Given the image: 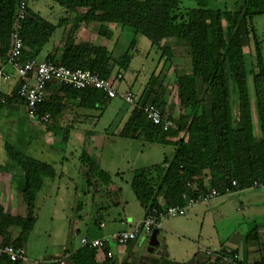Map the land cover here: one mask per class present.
I'll use <instances>...</instances> for the list:
<instances>
[{"label":"trees","instance_id":"1","mask_svg":"<svg viewBox=\"0 0 264 264\" xmlns=\"http://www.w3.org/2000/svg\"><path fill=\"white\" fill-rule=\"evenodd\" d=\"M52 1L67 13H74L72 32L80 23H99L98 34L109 38L111 34L105 24L129 27L160 50V60L166 61L171 60L172 51L168 45L161 44L163 39L176 38L190 49L191 73L176 76L180 115L177 119L168 115L174 120L173 126L164 130L161 125L150 122L140 108L132 107L120 132L126 138L174 147L171 157H165L162 163L135 171L131 187L145 215L169 205H183L182 194L188 191L185 181L196 183L200 190L216 188L222 193L233 180L236 186L232 191L250 187L253 181L264 182V57L253 25V16L264 14V0H235L233 10L216 7L215 0H197L194 7H184L180 0ZM16 6L17 0H0V56H5L9 49ZM64 24L66 19L61 18L55 24L28 7L22 21V60L36 59L56 29ZM72 32L59 55L49 52L44 60L110 76L112 52L93 42L76 43ZM250 34L253 52L248 54L244 52L243 36ZM134 44L135 40L129 48ZM130 60L127 51L117 61L119 70L127 69ZM156 78L150 83L148 97L142 104L151 102L166 115L164 86L154 90ZM18 86L19 81L9 96L1 92L5 102L13 100L25 104L18 94ZM46 91L49 94L38 111L39 114L49 113L50 119L69 103L80 108H104L110 100L102 90L76 89L58 81L48 83ZM151 92L154 97L150 100ZM253 108L257 111L259 137L253 131ZM51 127L52 124L47 126ZM22 144L6 142L7 161L0 165V170L8 173L20 190L27 208L25 216L12 215L0 204L3 245L23 246L37 220L36 196L44 179L55 176L51 164L24 153ZM80 158L88 171L95 170L87 153ZM161 193L166 199L162 205L158 202ZM16 229L18 234L12 238V231ZM98 250L104 254L102 262L97 260ZM69 252L72 264H130L127 260L116 263L108 256L107 245L98 249L85 244ZM59 261L51 258L45 263H33L0 256V264H59Z\"/></svg>","mask_w":264,"mask_h":264},{"label":"rangeland","instance_id":"2","mask_svg":"<svg viewBox=\"0 0 264 264\" xmlns=\"http://www.w3.org/2000/svg\"><path fill=\"white\" fill-rule=\"evenodd\" d=\"M225 1L227 9L236 8L233 0ZM29 4H32L31 8L34 12H38L41 17L52 23H55L58 18L56 14L61 9L52 0H30ZM53 6L54 15L53 12L50 13ZM216 7L223 8V5L216 4ZM73 17L69 19L68 24L56 29L36 60L43 61V56L45 57L49 52L59 55L65 40L72 32ZM253 25L264 57V14L254 15ZM97 30L98 26L92 28L86 26L83 30L76 28L72 32V39L76 43H99L95 36ZM118 37L113 64H111V75L118 71L122 74V79L116 84V91L121 93L131 90L142 102L148 97L150 83L157 77L154 90L160 85L164 86V96H167L169 104L166 115L177 119L180 115V107L177 98L176 76L190 74L192 71L191 58L184 43L174 45L176 55L174 59L166 61L160 60V50L153 47L145 37L141 35L133 37V34ZM243 38L244 52L251 54L253 52L251 34L248 37L244 35ZM132 39L135 40V44L133 48H129ZM127 51L131 55L129 66L125 70H119L117 61ZM7 71L10 76L13 74L15 77V71L10 66L7 67ZM14 77L10 80L13 81ZM150 94L149 99L151 100L154 93ZM126 106L129 109L132 108V105L116 96L111 98L104 108L79 109L80 112L91 117L81 126L85 125L86 128H95L98 131L95 147L91 148L94 152H92L95 160L94 171H88V168L79 166L81 165L79 155L82 151L78 152V148L73 151L70 144L65 150L52 148L45 145L44 140L31 137L32 134H28L22 141L24 153H30L38 160L51 164L57 173H60L54 180L46 177L42 189L36 196L37 220L33 231L23 243L27 258L31 262L43 261L49 256L61 254L65 247H68L69 252L81 245L82 237L93 238L104 234L111 235L112 232L120 230H131L145 216V211L131 187L135 171L162 163L165 157H171L174 147L168 144L146 142L141 138L121 136L120 132L124 124L115 123L114 118ZM67 112L72 113L71 108ZM252 114L258 119L255 108ZM94 120L96 123L92 122ZM63 121L62 123L66 124L68 120ZM9 123L6 113L0 109V137L1 132L9 127ZM27 124L28 121L24 118L20 126ZM68 126L69 124H66V127ZM72 135L71 132L70 139ZM13 144L21 145L20 141L15 140ZM42 149L49 156L46 154L41 156L39 151L42 152ZM33 151L34 154H32ZM64 156L68 158V163L65 161L61 163L60 160ZM88 174L91 175L90 181ZM236 191L220 195L208 203L193 206L182 216L168 217L163 220L159 229V244L154 252L148 250L149 236L140 233L135 241H137L136 254H143L146 257L140 258L141 264H150L153 260L155 264H189L194 254L191 255V250L205 255V248L213 245L212 239H224L232 235L242 222L236 211L239 205ZM18 207L20 215L26 213L27 208L24 202H18ZM203 210L206 212L200 213ZM201 215L204 216V220L200 217ZM99 222H103L105 226L99 227ZM111 245L116 244L110 243Z\"/></svg>","mask_w":264,"mask_h":264},{"label":"crops","instance_id":"3","mask_svg":"<svg viewBox=\"0 0 264 264\" xmlns=\"http://www.w3.org/2000/svg\"><path fill=\"white\" fill-rule=\"evenodd\" d=\"M215 1H216V4H220L221 6L223 5V8H226L225 4L227 3L225 0H215ZM233 2L235 3V0H233ZM180 3L184 7H194L197 5V0H180ZM31 5L29 4L30 8H31ZM82 10L84 9H78L79 12L80 11L83 12ZM50 13H52L53 15L55 14L54 6L51 8ZM56 15H57L56 17L58 18H56L55 24L59 22L61 18L66 19V24H68V22H70L69 19H71V17L74 16V13H67L64 10V8L61 7V9L58 10ZM99 25H100L99 23H88V24L80 23L78 28L83 30L84 28H86V26L88 28L90 27L92 28L94 26H99ZM105 25H106L105 27L107 28V30L110 32L111 35L109 38L106 36H101L98 34V30H97V35L95 36H96L97 42L99 41V43H96V44L103 45L109 51H111L113 59H114V51L116 50L115 45H117L118 43V38H119L118 36H121V35L129 36V34L131 36V34H133V37H134L136 34L133 31V29L129 27H123V28L118 27L114 23H108ZM119 32H120V35H119ZM133 40L134 39H132L131 42ZM182 43H183L182 41L176 38H168V39L166 38V39H163L161 42L162 45H168L170 47L172 51L171 59H174L173 57L176 55L174 51L175 50L174 45L182 44ZM184 46H186V48L188 49V52H189L188 54L190 56L189 47L185 43H184ZM45 57L43 56V58ZM7 67H6V70H7ZM11 77L13 79L14 75L12 74ZM12 79L9 80L8 82H4L1 84V92L3 94L8 95V96L11 95L18 81L16 74H15L13 81ZM48 94L49 93H47V95ZM164 95H165V92H164ZM164 99L166 101V109L169 110V104L167 103V96H164ZM69 108H71L72 113L67 112ZM0 109H2L3 112L6 113L10 121V123L8 124L9 127H7L6 130L4 129L3 130L4 132H1L0 165H3L7 161V154L4 149L6 142L13 144L15 140V141H20V144H21V142L24 141V139L27 137L28 134L30 135L32 134L31 137H34V138L37 137V139L39 140L40 139L44 140L45 145H49L52 148L57 147L60 150H65L67 146H69L70 144L71 149L73 151L76 150V148H78L79 150L78 152L82 151V154L84 152L87 153L88 156H90V158L95 164V160L92 154L93 151L91 148L95 147V144L97 142L96 140L98 138V131L95 128H86L85 125L81 126V124L87 123V121H89V118L91 117L88 114L80 112L79 109L81 108L77 107L75 104L73 103L67 104V106L61 112L56 113L53 116V118L50 119L46 124L30 120L26 115L25 104L20 101L9 100L5 102L4 104H2ZM130 110L131 108L129 109L128 106L123 107L120 110V113L117 114V116L114 118V120H117L119 125L124 124L129 116ZM24 118L26 121H28V124L23 125L21 127L20 123H23ZM65 119L68 120L67 122H65L66 124H69L68 127H66V124L62 123L64 122L63 120ZM92 122L96 123L95 120ZM49 124H52V127L50 129L47 128ZM252 124H253V131H254L255 136L259 137L260 136L259 135L260 134L259 122H258V119H256V117H253V114H252ZM71 132L73 133V135L70 139ZM75 145H77V147H75ZM39 153L41 154V156L43 154H46V156H49L47 152L44 153L43 149H42V152L39 151ZM32 154H34V151L32 152ZM82 154L79 155V160H81L80 157L82 156ZM27 155L32 156L30 153H28ZM32 157L36 158L35 156H32ZM60 161L61 163L64 161L65 163H68V158L64 156L62 157V160ZM79 166L83 168H87L82 162H81V165ZM59 174L60 173H57V171L55 170V176L53 180L56 179L59 176ZM88 176H91V175L88 174ZM236 192H237V196L239 197V203H238L239 205H237L236 211H237L239 218H241V221H242L240 223L241 225L239 227H236L232 235L224 239L222 238H219L217 240L212 239L213 245L206 247L205 250H208V249L212 250L214 252L213 254L208 255L205 252V255H203L200 252L195 253L194 250H191V255L193 253L194 254L191 257V261L189 262V264H220L216 259L217 258L216 254L224 255V254H232V253H238L245 260L258 261L264 264V190L246 187L244 189H238ZM21 201L23 202L22 195L18 187L11 182L10 176L8 173L0 170V204L3 206L4 211L12 215L25 216L27 211L25 214H22V215H20V213L18 212V208H19L18 202H21ZM165 201L166 199L164 197V193H161L159 195L158 202L159 204L162 205L165 203ZM204 212L206 211L204 210L203 212L200 211V213H204ZM143 217L141 219H143ZM200 217L203 220L205 219L204 216L202 215ZM100 224H103V225L100 226ZM98 225L101 228L105 226L103 222H99ZM120 231H123V230H120ZM12 232H13L12 238H15L18 234L17 229L16 231L14 230ZM112 233H116V232H112ZM105 235L107 234H104L98 237H93V238L90 237V238L91 239L101 238ZM1 242H2V237L0 236V244ZM136 244H137V241H133V242L129 241L124 246H117V245L108 246V253H110V255L108 254V256L111 257L116 263H122L123 261L127 260L130 264H141L140 258L141 257L146 258V257H144L143 254L142 255L136 254V250H137ZM67 248L68 247H65L61 254L59 253L54 256H49V258H46L43 261H33V263H37V262L45 263L46 261H49V259L53 258V259H63L64 264H72L73 262L69 258L70 252L67 251ZM76 248H74L73 250H75ZM73 250L71 249L69 251H73ZM64 251H67L66 254H64ZM103 257H104V254L102 253V251L98 250L97 260L99 262H102ZM28 261L30 260L28 259ZM150 264H155V260L151 261Z\"/></svg>","mask_w":264,"mask_h":264},{"label":"built area","instance_id":"4","mask_svg":"<svg viewBox=\"0 0 264 264\" xmlns=\"http://www.w3.org/2000/svg\"><path fill=\"white\" fill-rule=\"evenodd\" d=\"M29 3L30 0H17L9 49L5 56H0V107L5 103L1 95V84L8 82L11 78L6 70V67L10 66L18 77V94L24 99L26 115L32 121L46 124L50 119L49 113L39 114L38 109L47 96L46 87L48 83L58 81L76 89L93 88L102 90L110 99L119 96L127 104L132 105V107L140 108L146 118L153 124L161 125L164 130L173 126L174 120L168 115L162 114L155 104L151 102L142 104L136 94L130 90L121 93L116 91V84L122 79L120 71L104 77L98 71L89 69L69 68L65 65L45 60H22L21 56L24 47L21 36L22 21L25 19ZM185 185L188 191L182 194L185 200L183 205H169L163 210L154 209L151 213L146 214L131 230H123L95 239L82 237L81 245L89 244L101 249L105 245L110 246V243L124 246L129 241L137 240L140 233L150 236L153 229L157 228L159 230L161 228V222L166 218L182 216L193 206L208 203L220 195L232 192L231 189L236 186V182L233 180L231 186H227L223 193L216 188L200 190L197 184L192 181H185ZM250 187L264 190V182L253 181ZM102 225L100 224V226ZM213 253L212 250H206V254L208 255ZM108 254L110 255V253ZM0 256H6L11 261L28 260L27 251L24 246H13L11 244H0ZM216 257L220 264H262L258 261L245 260L238 253L216 254ZM59 264H64V260L60 259Z\"/></svg>","mask_w":264,"mask_h":264},{"label":"water","instance_id":"5","mask_svg":"<svg viewBox=\"0 0 264 264\" xmlns=\"http://www.w3.org/2000/svg\"><path fill=\"white\" fill-rule=\"evenodd\" d=\"M159 230L157 228L153 229L150 236H149V248L148 250L150 252H154L156 249V246L159 244ZM164 248V253L166 254L165 251V246L163 245Z\"/></svg>","mask_w":264,"mask_h":264}]
</instances>
